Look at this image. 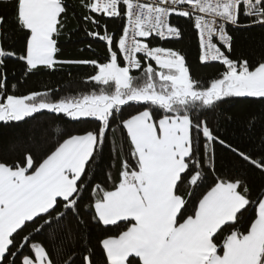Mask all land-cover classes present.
Segmentation results:
<instances>
[{"label":"snow or ice","instance_id":"6c2138e0","mask_svg":"<svg viewBox=\"0 0 264 264\" xmlns=\"http://www.w3.org/2000/svg\"><path fill=\"white\" fill-rule=\"evenodd\" d=\"M80 5L89 13L83 19L97 27L105 16L122 22L119 36L106 25L103 33H88L106 42L105 60L57 59L65 0H0V122H26L44 112L97 122L83 134L61 133L40 158L24 149L11 163L0 159V264H76L75 252L54 259L50 246L36 238L50 229L54 241L69 214L85 230L122 229L100 239L103 264H264V184L254 189L247 176L218 175L214 147L223 146L264 177V138L259 151L249 152L221 139L208 120L227 98L264 103V57L253 64L230 55L234 31L264 29V0ZM173 16L196 31L202 64L225 66L216 78L194 79L185 55L152 44L149 37H182ZM18 32L26 34L22 50L15 48ZM9 59L24 62L25 75L57 64L91 65L88 80L98 91L59 98L51 90L16 94L8 88ZM117 129L120 150L113 140L110 152L119 167L109 165L115 175L107 172L102 185L95 176L108 133ZM209 174L214 179L205 184ZM81 264H98L91 248L81 253Z\"/></svg>","mask_w":264,"mask_h":264},{"label":"trees","instance_id":"16d2710c","mask_svg":"<svg viewBox=\"0 0 264 264\" xmlns=\"http://www.w3.org/2000/svg\"><path fill=\"white\" fill-rule=\"evenodd\" d=\"M65 3L68 5L67 17L64 20L65 27L58 37L57 59L60 61L105 60L108 56L106 42L88 33L92 31L103 33L106 25L110 33L119 36L122 22L105 16L101 20V25L97 27L83 19L89 13L80 5V0H65ZM171 22L183 29L182 37L169 40L149 37L153 45L180 51L185 55L192 77L201 82H208L225 70L220 63L202 64L200 62L197 34L186 19L173 16ZM232 34L234 36V48L230 54L232 58H246L256 64L264 57V29L256 26L247 30L234 31ZM25 35L18 32L13 38L17 50L24 48ZM5 71L9 91H15L16 94L51 90L49 94L59 98L98 91L93 82L88 80V76L94 74L91 65L57 64L54 68L40 67L34 73L25 75L24 62L9 59L6 62ZM12 85L16 86L15 89H12ZM253 117H255L253 126L249 127ZM208 120L221 139H226L234 146L239 145L249 152L260 150L261 139L264 138V103L256 98H227L217 110V115L208 114ZM96 123L93 120L72 121L63 114L56 115L48 112L35 114L34 118H28L26 122H12L7 125L0 122V159L11 163L20 157L24 149H30L34 156L40 158L60 138L61 133L83 134L85 130H93ZM113 140L115 149L119 152L122 140L119 129L115 134L108 133L103 164L97 170L94 181L102 185L106 180L107 172L111 171L115 175V169L110 168L109 165L115 163L116 167H119V161L111 159L110 148L113 145L110 142ZM214 147L215 168L218 175L247 176L254 189L264 184V177H261L258 172H252L248 164L234 153L219 144ZM213 179L214 177L209 174L205 184H211ZM91 186L89 185V188ZM85 199H88V193L85 194ZM82 215L84 219L88 218L87 214L82 213ZM121 230L110 226V231L105 233L103 226L94 225L85 230L78 224L77 218L69 214L58 226L54 241L49 238L50 229L37 234L36 238L50 246L54 259L61 260L66 258V254L75 252L76 264H81V253L85 248H91L94 259L98 264H103L100 239L105 234L116 235ZM81 235L83 240L80 238Z\"/></svg>","mask_w":264,"mask_h":264},{"label":"built area","instance_id":"2783aa9c","mask_svg":"<svg viewBox=\"0 0 264 264\" xmlns=\"http://www.w3.org/2000/svg\"><path fill=\"white\" fill-rule=\"evenodd\" d=\"M171 39H177V38H171ZM169 40V39H168ZM198 45H199V42H198ZM200 55H201V50H200V47H199V57H200ZM210 63H220V62H210ZM221 64V63H220ZM224 66V65H223ZM224 68H225V66H224Z\"/></svg>","mask_w":264,"mask_h":264}]
</instances>
